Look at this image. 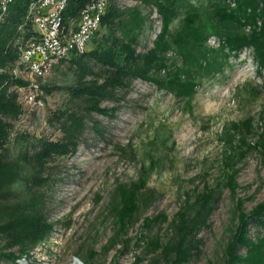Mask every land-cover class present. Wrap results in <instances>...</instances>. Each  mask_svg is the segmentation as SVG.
Here are the masks:
<instances>
[{
  "label": "trees",
  "instance_id": "trees-1",
  "mask_svg": "<svg viewBox=\"0 0 264 264\" xmlns=\"http://www.w3.org/2000/svg\"><path fill=\"white\" fill-rule=\"evenodd\" d=\"M35 1L12 0L5 12L0 11V264L27 259L52 232L42 191L49 183L47 164L76 153L87 116H111L116 111L101 107L103 101L112 100L138 79L172 93L189 107L198 81L222 73L229 58L244 50L250 51L256 72L264 74V0H208L209 9L202 10L189 0H139L155 8L160 20V31L150 50L143 54L136 51L146 18L137 9L123 12L108 5L90 39L94 41L91 49L72 51L44 77L30 82L23 78L26 69L20 60L23 47L35 39L27 13ZM90 1L68 0L61 13L63 33L76 29ZM181 13L178 28L172 32L171 24ZM100 28L105 33L97 40ZM211 38L218 42L216 49L207 45ZM170 52L176 55L173 61L168 57ZM18 70L20 78L13 74ZM52 76L53 80H47ZM19 89L32 91L39 106L53 94L62 97L61 104L47 115L48 125L56 126L61 135L59 140L34 138L16 128L15 122L23 114ZM251 94L257 97V89L251 88ZM93 128L101 135L96 123ZM250 136L257 140L249 143ZM222 144L220 178L233 195L238 165L247 154L256 151L264 162V107L258 127L253 128L251 118L232 122L225 128ZM157 165L153 161L143 163L136 181L117 184L110 201L116 231L106 251L117 242L126 247L130 239L124 237L129 226L140 210H147L157 200L156 192L146 187ZM203 184L192 201L185 193L184 205L170 222L172 236L167 242L160 243L157 236L147 237V253L159 252L165 264H188L199 254L201 241L197 236L206 227L221 185L211 188ZM241 204L238 201L235 205L233 214L238 224L223 249L220 264H264V202L248 214L242 212ZM161 220H165L163 214L144 217L142 226L150 229ZM251 225L258 231L254 238L249 235ZM93 254L84 264H90Z\"/></svg>",
  "mask_w": 264,
  "mask_h": 264
},
{
  "label": "rangeland",
  "instance_id": "rangeland-1",
  "mask_svg": "<svg viewBox=\"0 0 264 264\" xmlns=\"http://www.w3.org/2000/svg\"><path fill=\"white\" fill-rule=\"evenodd\" d=\"M189 1L200 10L207 9L210 3ZM108 5L123 12L137 9L146 18L136 51L143 54L150 50L160 31L155 8L139 0H109ZM182 16L183 13L171 24L172 32ZM104 33L105 29L100 28L96 39ZM207 45L216 49L218 42L211 38ZM93 46L91 40L86 49ZM168 57L176 59L173 52ZM198 82L190 106L186 107L172 93L152 83L133 80L126 90L101 103L103 108H116L111 116L91 114L85 118L76 153L54 158L47 164L49 183L42 191L45 217L53 225L52 232L18 264H84L92 253L90 264H165L159 252L145 251L147 237L157 236L160 243L167 242L172 236L170 222L184 205L185 193L190 194L192 201L203 183L211 188L221 185L206 227L197 236L201 241L199 254L188 264L221 263L223 249L238 224L233 214L236 203L241 201L242 212L248 214L264 202V162L258 152H249L238 165L233 195L220 178L225 128L247 118L252 119L254 129L259 125L264 107V74L256 72L250 51L244 50L229 58L222 73L204 76ZM251 88L257 89V97L252 96ZM62 100L53 94L39 106L32 91L20 90L23 114L15 122L16 128L34 138L59 140L61 135L56 126L48 125L47 115ZM94 123L101 135L94 130ZM256 140L253 136L247 139L249 143ZM151 161L158 165L146 187L153 189L158 198L147 210H140L129 226L124 237L130 239L128 245L117 242L106 251L116 231L110 206L112 194L117 184L136 181L141 165ZM191 179H195L194 183ZM159 214L165 220L150 229L143 228L144 217ZM257 234L251 225L250 237Z\"/></svg>",
  "mask_w": 264,
  "mask_h": 264
},
{
  "label": "built area",
  "instance_id": "built-area-1",
  "mask_svg": "<svg viewBox=\"0 0 264 264\" xmlns=\"http://www.w3.org/2000/svg\"><path fill=\"white\" fill-rule=\"evenodd\" d=\"M12 0H0V11L5 12ZM109 0H91L83 11L75 30L63 33L62 17L68 0H36L28 7L35 39L21 50V63L26 71L23 78L33 81L44 77L59 60L72 51L82 53L94 32L99 28ZM3 70H0V73ZM14 76L20 78V70ZM20 92V89H19Z\"/></svg>",
  "mask_w": 264,
  "mask_h": 264
},
{
  "label": "bare ground",
  "instance_id": "bare-ground-1",
  "mask_svg": "<svg viewBox=\"0 0 264 264\" xmlns=\"http://www.w3.org/2000/svg\"><path fill=\"white\" fill-rule=\"evenodd\" d=\"M73 264H79V262H77V263H73Z\"/></svg>",
  "mask_w": 264,
  "mask_h": 264
},
{
  "label": "water",
  "instance_id": "water-1",
  "mask_svg": "<svg viewBox=\"0 0 264 264\" xmlns=\"http://www.w3.org/2000/svg\"><path fill=\"white\" fill-rule=\"evenodd\" d=\"M77 262H79V261H77ZM79 264H81V262H79Z\"/></svg>",
  "mask_w": 264,
  "mask_h": 264
}]
</instances>
